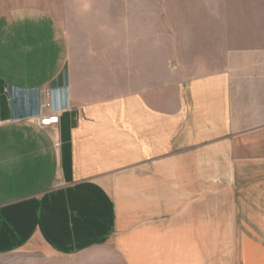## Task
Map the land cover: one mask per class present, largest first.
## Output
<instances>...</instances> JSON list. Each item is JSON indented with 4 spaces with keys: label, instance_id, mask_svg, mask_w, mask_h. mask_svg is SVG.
<instances>
[{
    "label": "crops",
    "instance_id": "1",
    "mask_svg": "<svg viewBox=\"0 0 264 264\" xmlns=\"http://www.w3.org/2000/svg\"><path fill=\"white\" fill-rule=\"evenodd\" d=\"M125 9L74 50L48 11L0 14V264H264V0H207L193 75L162 8Z\"/></svg>",
    "mask_w": 264,
    "mask_h": 264
},
{
    "label": "rangeland",
    "instance_id": "2",
    "mask_svg": "<svg viewBox=\"0 0 264 264\" xmlns=\"http://www.w3.org/2000/svg\"><path fill=\"white\" fill-rule=\"evenodd\" d=\"M124 6L126 12H130L129 15L139 13L136 15L139 18L150 17L156 7L159 16L162 8L165 69L185 71V75L207 71V66L197 68L194 63H202L204 59L207 0H0V14L21 7L48 11L68 31L74 50L78 32L81 34L84 29H95L99 23L107 22L112 15L109 12L118 10L122 17ZM109 7L117 10H109ZM63 264L125 263L115 251L104 247L98 252L77 256Z\"/></svg>",
    "mask_w": 264,
    "mask_h": 264
},
{
    "label": "built area",
    "instance_id": "3",
    "mask_svg": "<svg viewBox=\"0 0 264 264\" xmlns=\"http://www.w3.org/2000/svg\"><path fill=\"white\" fill-rule=\"evenodd\" d=\"M57 121H58L57 115H49L41 119L40 125L42 127H49V126L56 124Z\"/></svg>",
    "mask_w": 264,
    "mask_h": 264
}]
</instances>
